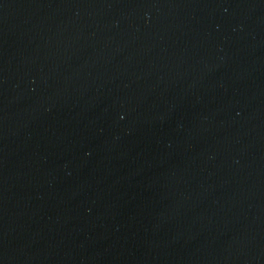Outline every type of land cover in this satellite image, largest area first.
Wrapping results in <instances>:
<instances>
[{"label":"water","instance_id":"obj_1","mask_svg":"<svg viewBox=\"0 0 264 264\" xmlns=\"http://www.w3.org/2000/svg\"><path fill=\"white\" fill-rule=\"evenodd\" d=\"M0 264H264V0H0Z\"/></svg>","mask_w":264,"mask_h":264}]
</instances>
